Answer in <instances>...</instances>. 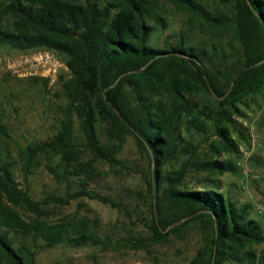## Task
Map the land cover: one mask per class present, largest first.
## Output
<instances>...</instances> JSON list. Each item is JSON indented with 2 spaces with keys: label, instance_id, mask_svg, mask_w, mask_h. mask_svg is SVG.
<instances>
[{
  "label": "trees",
  "instance_id": "1",
  "mask_svg": "<svg viewBox=\"0 0 264 264\" xmlns=\"http://www.w3.org/2000/svg\"><path fill=\"white\" fill-rule=\"evenodd\" d=\"M167 1L205 27L210 40L188 43L180 31L173 44L150 45L151 34L167 27L156 0H0V51H54L64 56L70 72L55 135L20 148L23 178L41 157H53L57 161L46 168L57 181L69 184L70 176L78 181L70 198L118 207L88 189L95 171L89 163H78L74 126L77 121L94 159L111 168L124 167L117 156L132 136L148 164L144 180L152 207L142 248L182 236L195 224L204 242L188 264H264V250L252 248L264 242V233L249 204L237 205L218 189L184 188L189 170L235 171V164L219 154L220 149L237 152L231 133L242 137L232 118L239 116V105L264 98V0H219L220 7L212 10L201 0ZM222 35L238 44L236 57L217 47L215 39ZM101 131L113 141H102ZM201 133L218 139L209 145L210 158L200 152ZM0 137L10 140L2 124ZM6 156L0 148V264H34L32 252L15 246L17 234L39 237L45 247L105 245L86 218L79 223L25 221L16 207L40 218L47 215L45 204L67 200L33 201L19 187L14 161ZM173 163L178 168H168Z\"/></svg>",
  "mask_w": 264,
  "mask_h": 264
},
{
  "label": "rangeland",
  "instance_id": "2",
  "mask_svg": "<svg viewBox=\"0 0 264 264\" xmlns=\"http://www.w3.org/2000/svg\"><path fill=\"white\" fill-rule=\"evenodd\" d=\"M201 1L211 10L220 7L219 0ZM156 3L167 27L151 34L150 45L173 44L180 31L186 35L188 43L204 44L210 40L207 29L198 21L191 22L187 13L178 11L167 0H156ZM215 43L234 57L239 53L238 44L227 35L215 39ZM69 77L64 56L54 51H0V124L10 135V140L0 137V148L7 159L14 161L15 180L33 201L42 202L48 197L67 200L66 204L48 202L43 206L47 215L40 218L26 208L16 207L25 221L30 223L38 219L55 224L65 219L79 223L86 218L105 245L89 242L82 246L45 247L39 237L17 234L15 246H23L32 252L34 264H188L203 246L204 235L198 225H190L182 236H170L166 242L147 248L141 246L146 245L149 237L152 207L144 180L148 164L134 137H127L117 156L124 167L111 168L107 162L94 159L83 145L84 138L77 121L74 126V139L80 150L78 163H89L95 171L88 189L107 197L118 207L83 196L70 198L69 195L79 189L78 181L73 176L68 177L69 184L57 181L46 168L53 167L57 161L53 157L49 160L41 157V164L33 166L24 180L20 148L55 135L62 119V108L67 103L64 84ZM238 112L239 116L232 118L237 121L242 137L231 133L237 152L220 149L219 154V159L235 164V171L208 175L189 170L184 188L218 189L237 205L249 204L250 216L259 222L264 233V214L256 211L257 206L264 208V98L247 100L239 105ZM99 135L102 141H113L104 131ZM197 140L200 152L212 157L209 145L217 141V137L212 133H201ZM178 165L173 163L168 168L176 169ZM252 248L258 253L264 250V242Z\"/></svg>",
  "mask_w": 264,
  "mask_h": 264
},
{
  "label": "built area",
  "instance_id": "3",
  "mask_svg": "<svg viewBox=\"0 0 264 264\" xmlns=\"http://www.w3.org/2000/svg\"><path fill=\"white\" fill-rule=\"evenodd\" d=\"M256 211H257V213L264 214V208L261 206H257Z\"/></svg>",
  "mask_w": 264,
  "mask_h": 264
}]
</instances>
